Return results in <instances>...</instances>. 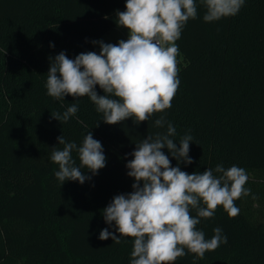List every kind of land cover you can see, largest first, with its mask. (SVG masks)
<instances>
[{"label": "trees", "instance_id": "1", "mask_svg": "<svg viewBox=\"0 0 264 264\" xmlns=\"http://www.w3.org/2000/svg\"><path fill=\"white\" fill-rule=\"evenodd\" d=\"M125 3L0 0V264H130L131 238L99 239L102 229L115 232L102 210L114 196L133 191L128 154L148 134L166 131L154 127L161 113L139 125L131 119L108 125L87 96L56 100L45 86L49 57L98 53L92 41L117 27L116 10L124 11ZM196 3L197 18L176 42L179 90L162 114L177 130L175 142L185 134L193 138V163H181L182 171L236 165L246 170L251 193L235 201L237 216L218 207L197 225L206 239L221 228L226 244L175 264H264V0H245L238 14L214 22L203 20L206 9ZM73 103L78 112L68 122L51 117ZM89 131L103 145L106 166L96 175L82 169L91 177L83 184H61L51 147L60 135L79 146ZM72 156L79 165L78 154Z\"/></svg>", "mask_w": 264, "mask_h": 264}, {"label": "clouds", "instance_id": "2", "mask_svg": "<svg viewBox=\"0 0 264 264\" xmlns=\"http://www.w3.org/2000/svg\"><path fill=\"white\" fill-rule=\"evenodd\" d=\"M245 0H200L206 9L205 22H214L238 14ZM198 16L196 0H126L125 10H116L117 27L127 30V39L117 43L92 41L99 45V53L82 52L70 59L64 51L49 57L47 94L64 100L87 96L102 113L103 123L117 125L131 119L135 125L147 122L154 115V127L163 132L148 134L136 144L128 155L127 175L134 179L130 193L118 194L102 210L105 223L115 226V232L102 229L99 239L121 238L133 240L130 264H175L178 258L193 254L203 259L206 252L214 251L227 236L222 229H213L214 235L205 238L197 228L201 218L211 219L218 207L229 217L239 214L235 201L251 193L245 185L249 179L246 170L222 164L203 172L182 171L180 164L193 163L189 156L192 136L185 134L175 142L176 128L162 114L171 108L180 86V50L177 41L190 19ZM54 46V45H53ZM97 86L103 91L98 94ZM78 112L71 104L63 114L51 117L68 122ZM99 126V122L96 127ZM51 147L50 159L58 165L56 179L78 181L83 184L106 166L103 145L89 131L81 145L67 142L63 135ZM167 149L177 165L172 166ZM78 154L79 165L72 153ZM215 173V174H214ZM218 174V175H217ZM255 198V197H253ZM195 210L196 215H192ZM118 233V235H117Z\"/></svg>", "mask_w": 264, "mask_h": 264}, {"label": "rangeland", "instance_id": "3", "mask_svg": "<svg viewBox=\"0 0 264 264\" xmlns=\"http://www.w3.org/2000/svg\"><path fill=\"white\" fill-rule=\"evenodd\" d=\"M126 33H127V30H126ZM114 39H115V41L113 42ZM121 39H125L126 40V37L125 36H119L117 31H113L111 34L107 33L101 40H103L105 43H113V44H115ZM93 48L95 50H97L98 53H99V45H94ZM181 60H182V58H181ZM179 62H181V61L179 60Z\"/></svg>", "mask_w": 264, "mask_h": 264}, {"label": "crops", "instance_id": "4", "mask_svg": "<svg viewBox=\"0 0 264 264\" xmlns=\"http://www.w3.org/2000/svg\"><path fill=\"white\" fill-rule=\"evenodd\" d=\"M113 31H117L119 36H125L127 39L128 34L126 33V29L124 28H120V27H115L114 29H112L109 34H111ZM115 41V39L113 40V42Z\"/></svg>", "mask_w": 264, "mask_h": 264}]
</instances>
